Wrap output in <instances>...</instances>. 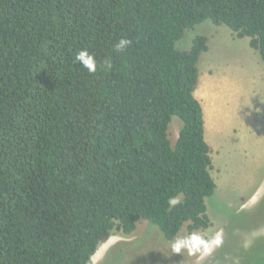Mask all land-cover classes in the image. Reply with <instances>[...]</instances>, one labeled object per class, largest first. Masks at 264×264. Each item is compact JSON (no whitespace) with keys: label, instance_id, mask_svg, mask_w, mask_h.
Instances as JSON below:
<instances>
[{"label":"trees","instance_id":"16d2710c","mask_svg":"<svg viewBox=\"0 0 264 264\" xmlns=\"http://www.w3.org/2000/svg\"><path fill=\"white\" fill-rule=\"evenodd\" d=\"M206 21L264 61V0H0V264H90L143 220L170 242L212 226L195 96L209 40L177 48Z\"/></svg>","mask_w":264,"mask_h":264},{"label":"rangeland","instance_id":"374dc122","mask_svg":"<svg viewBox=\"0 0 264 264\" xmlns=\"http://www.w3.org/2000/svg\"><path fill=\"white\" fill-rule=\"evenodd\" d=\"M197 35L207 36L210 48L198 65V99L204 95L205 113L209 106L216 112L211 128L205 116L217 185L206 201L212 226L193 233L184 228L170 242L143 220L131 235L115 229L90 264H264V61L249 38L211 21L187 30L177 48L190 50ZM180 127L174 118L173 143ZM193 235L218 243L207 250L190 244L173 251L176 241Z\"/></svg>","mask_w":264,"mask_h":264},{"label":"clouds","instance_id":"9594fccd","mask_svg":"<svg viewBox=\"0 0 264 264\" xmlns=\"http://www.w3.org/2000/svg\"><path fill=\"white\" fill-rule=\"evenodd\" d=\"M131 44V41L128 39H121L118 44L116 45L117 51H123L125 50L129 45ZM75 60L81 64L89 73H95L97 71V62L94 55L89 53L86 49L80 50L77 52L75 56ZM177 201L172 200L171 203L175 204ZM212 243H218V241L214 242H207L204 241L201 237L197 235H193L191 237V240H178L173 245V251L174 252H180V250L186 246H189L190 244H194L196 246H201L207 250L211 247Z\"/></svg>","mask_w":264,"mask_h":264},{"label":"crops","instance_id":"0c3cea01","mask_svg":"<svg viewBox=\"0 0 264 264\" xmlns=\"http://www.w3.org/2000/svg\"><path fill=\"white\" fill-rule=\"evenodd\" d=\"M209 48V47H208ZM252 48V47H251ZM210 49V48H209ZM209 49L207 50V52L209 51ZM257 51V50H256ZM206 53V52H205ZM199 82H200V74H199ZM198 88H199V84H198V87H197V90H196V92H195V96H196V98L198 99V95H199V92H198ZM200 96V95H199ZM204 95H203V97H202V99H198L199 100V102L201 103V105H202V107H203V114H204V120H205V116H206V113H205V106H204ZM215 113L216 112H213V108H210V106H209V108H208V113H207V116H208V119H209V121H210V128L211 127H213V125H214V116H215ZM220 129V128H219ZM207 130V128H206V120H205V131ZM208 143V142H207Z\"/></svg>","mask_w":264,"mask_h":264}]
</instances>
